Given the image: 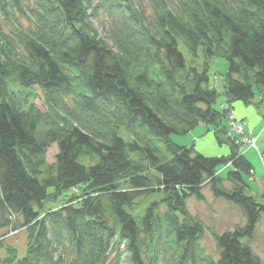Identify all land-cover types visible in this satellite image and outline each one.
I'll return each mask as SVG.
<instances>
[{"label":"trees","instance_id":"16d2710c","mask_svg":"<svg viewBox=\"0 0 264 264\" xmlns=\"http://www.w3.org/2000/svg\"><path fill=\"white\" fill-rule=\"evenodd\" d=\"M215 57L228 62L219 107ZM258 95L264 0H0V229L27 234L22 256L0 242V264H264L250 242L264 194H247L253 165L228 122L234 101ZM200 124L228 155L172 140ZM205 186L246 219L215 234L217 256L187 205Z\"/></svg>","mask_w":264,"mask_h":264},{"label":"rangeland","instance_id":"374dc122","mask_svg":"<svg viewBox=\"0 0 264 264\" xmlns=\"http://www.w3.org/2000/svg\"><path fill=\"white\" fill-rule=\"evenodd\" d=\"M107 19V14L104 11L99 10L96 13L95 23L101 35L104 34L101 28L106 25ZM179 48L185 55L188 66L195 65L198 66L200 70H203V59L201 50L199 52V57L193 58L181 39L179 40ZM227 70L228 62L226 61V59L222 57H215L210 60V68L208 73L209 85L210 87L216 88L219 93V97L215 104L216 107L221 106L224 100L223 77ZM17 86H19L18 83L13 84L14 88H17ZM33 89L36 92L34 104L42 112H48L49 108L46 104L44 91L41 87L37 85L34 86ZM261 97L263 98V96ZM261 97L260 95L256 96L253 101L249 104H246L241 100H236L232 103L233 115L238 120L241 119L237 117V114L239 113L237 104H243V107L240 110V114L248 115V117L246 118L248 122H245V124H248V129L257 126V123L260 122V120H263L264 122V103L262 102L264 98L262 100ZM122 134L126 136L124 132H122ZM171 138L173 141L181 145H195V148L198 151L208 156L228 155L231 151L229 145H220L216 141L214 130L212 129V127L208 128L205 124L198 125L187 135L173 134L171 135ZM157 143L163 148V141H157ZM244 149L246 150L244 151V153L252 163L255 171V175L252 174L250 176H244L245 179L248 181V189L246 191L248 195H254V197L260 199L261 196L264 194V180L260 182V179H263L264 176V164L260 157V154H264V133L258 140V151L254 148ZM57 153L58 148L57 145L54 144L49 148L47 152V160L49 164L55 162ZM222 168H220V175L225 174ZM225 184L229 186L227 182H225ZM74 191L77 192V190L75 189L73 190V192ZM73 192H69L68 197L71 196ZM203 192L205 198L198 199L196 196L191 197L188 199L187 205L191 213L200 218L205 224L206 229L201 239V245L204 251L210 255L217 256L218 247L215 240V234L222 233L226 229H233L237 225H243L246 222V219L241 208L238 205L229 202L223 198L214 196L211 192V189L207 186L203 188ZM66 198L67 197L61 196L55 203V205H63L66 202ZM1 241H3L6 245L16 247L20 256L25 255L27 250V234L25 230H20L16 232L11 226H9L8 228L0 229V242ZM250 242L253 250L264 260V214L262 215L260 222L257 224L254 236ZM6 253L7 251L5 247L0 246V257H4Z\"/></svg>","mask_w":264,"mask_h":264},{"label":"built area","instance_id":"2783aa9c","mask_svg":"<svg viewBox=\"0 0 264 264\" xmlns=\"http://www.w3.org/2000/svg\"><path fill=\"white\" fill-rule=\"evenodd\" d=\"M229 118L231 120L230 133L238 137L236 140L237 143L241 145V148L244 149L252 146L250 148L257 149L255 148V139L252 138V135L244 129L245 122L238 120L232 113ZM246 139H248V141ZM260 155L264 160V154Z\"/></svg>","mask_w":264,"mask_h":264},{"label":"crops","instance_id":"0c3cea01","mask_svg":"<svg viewBox=\"0 0 264 264\" xmlns=\"http://www.w3.org/2000/svg\"><path fill=\"white\" fill-rule=\"evenodd\" d=\"M223 102H224V100H223ZM222 102V103H223ZM243 107V104H241V103H238L237 104V108L239 109V113L237 114V117L238 118H240L241 119V121H244V122H248V120L246 119L247 117H248V115H245V114H240V110H241V108ZM238 109H237V112H238ZM264 116V115H263ZM243 119H245V120H243ZM247 125L248 124H245V128H246V130H247V132H249L252 136H254V137H258V140H259V138L261 137V135L264 133V122H263V120H260V122H258L257 123V126H255V127H253V128H247ZM259 150V149H258ZM257 150V151H258ZM243 151V153H244V151H246L245 149H243L242 150ZM245 154V153H244ZM246 155V154H245ZM261 157V156H260ZM262 159V158H261ZM262 162H263V164H264V160L262 159ZM254 169V168H253ZM254 175H255V171H254ZM261 181L260 182H262V180H264V176H263V179H260Z\"/></svg>","mask_w":264,"mask_h":264},{"label":"bare ground","instance_id":"6f19581e","mask_svg":"<svg viewBox=\"0 0 264 264\" xmlns=\"http://www.w3.org/2000/svg\"><path fill=\"white\" fill-rule=\"evenodd\" d=\"M263 103H264V100L262 101ZM228 122H229V126L231 125V120H230V118H229V120H228ZM244 129L246 130V128H245V125H244ZM252 138H254L255 139V148H257V150H258V137H254V136H252ZM247 141H248V139H246ZM250 147H252V146H250ZM250 147H248L247 149H250ZM261 156V155H260Z\"/></svg>","mask_w":264,"mask_h":264}]
</instances>
